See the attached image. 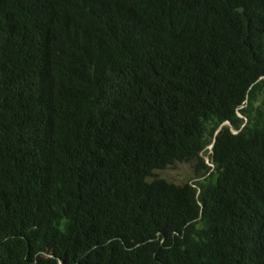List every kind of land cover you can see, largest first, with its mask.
<instances>
[{
  "label": "trees",
  "instance_id": "obj_1",
  "mask_svg": "<svg viewBox=\"0 0 264 264\" xmlns=\"http://www.w3.org/2000/svg\"><path fill=\"white\" fill-rule=\"evenodd\" d=\"M0 264H264V0H0Z\"/></svg>",
  "mask_w": 264,
  "mask_h": 264
},
{
  "label": "rangeland",
  "instance_id": "obj_2",
  "mask_svg": "<svg viewBox=\"0 0 264 264\" xmlns=\"http://www.w3.org/2000/svg\"><path fill=\"white\" fill-rule=\"evenodd\" d=\"M156 174L160 178L175 184H182L184 182L190 181L193 177L192 169L189 164H175L163 171H157Z\"/></svg>",
  "mask_w": 264,
  "mask_h": 264
},
{
  "label": "water",
  "instance_id": "obj_3",
  "mask_svg": "<svg viewBox=\"0 0 264 264\" xmlns=\"http://www.w3.org/2000/svg\"><path fill=\"white\" fill-rule=\"evenodd\" d=\"M225 125H227L228 127H230L229 123H224V124H222V125L218 128L217 132L221 129V127H223V126H225ZM212 146H213V142H212L211 146L209 147L210 150H211ZM206 161H207V158H206Z\"/></svg>",
  "mask_w": 264,
  "mask_h": 264
}]
</instances>
